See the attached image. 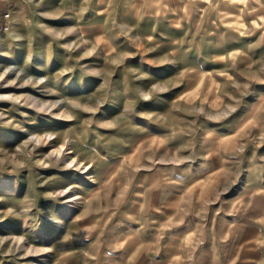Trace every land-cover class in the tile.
Here are the masks:
<instances>
[{"label":"rangeland","instance_id":"rangeland-1","mask_svg":"<svg viewBox=\"0 0 264 264\" xmlns=\"http://www.w3.org/2000/svg\"><path fill=\"white\" fill-rule=\"evenodd\" d=\"M120 1L0 33V264H264V0Z\"/></svg>","mask_w":264,"mask_h":264},{"label":"crops","instance_id":"crops-1","mask_svg":"<svg viewBox=\"0 0 264 264\" xmlns=\"http://www.w3.org/2000/svg\"><path fill=\"white\" fill-rule=\"evenodd\" d=\"M126 1L128 5L124 10L127 14H132L137 17L144 15V18L149 21L150 35L162 33V29H167L166 26L168 23L176 28L183 24L184 0ZM120 3V0H75L73 3L72 0H14L11 7V15L14 9L18 10L20 7H24V11L28 13V17H25L23 20H31L33 27L39 26L38 24L36 25V20L63 21L77 19L78 21H85L86 23L92 22L84 26V29L91 30V35L100 37L103 40L104 36H107L106 32L112 31L111 25L109 26L108 22H117L116 14ZM28 5L30 6L28 7ZM71 5L72 8L69 7ZM12 21L14 20H11V17L7 21V24L11 22L10 27ZM116 34L117 32L114 33V35ZM201 190L202 187L198 189V192ZM249 192H264V189L259 188L250 190ZM262 196L264 197V194H260L258 198L257 204L260 206L264 203V200L260 201ZM248 247L247 245V247L237 246L236 248V254H238L242 261L256 259V256H258V253L254 249H251L252 247Z\"/></svg>","mask_w":264,"mask_h":264},{"label":"built area","instance_id":"built-area-1","mask_svg":"<svg viewBox=\"0 0 264 264\" xmlns=\"http://www.w3.org/2000/svg\"><path fill=\"white\" fill-rule=\"evenodd\" d=\"M13 2L14 0H0V27L3 23H7V21L10 19ZM6 27L7 24L4 26V28L6 29Z\"/></svg>","mask_w":264,"mask_h":264},{"label":"bare ground","instance_id":"bare-ground-1","mask_svg":"<svg viewBox=\"0 0 264 264\" xmlns=\"http://www.w3.org/2000/svg\"><path fill=\"white\" fill-rule=\"evenodd\" d=\"M63 145H64V144H63ZM63 145H62V146H63ZM63 149H64V148H63V147H61V148L59 149V153H60V152H61V150H63ZM73 161H74V160H71V162H70V163H72ZM74 164H75V165H77V167H78V168H80L78 163H76V162H75Z\"/></svg>","mask_w":264,"mask_h":264},{"label":"trees","instance_id":"trees-1","mask_svg":"<svg viewBox=\"0 0 264 264\" xmlns=\"http://www.w3.org/2000/svg\"><path fill=\"white\" fill-rule=\"evenodd\" d=\"M6 24H7V23H3V24L1 25V27H0V33L3 31L4 26H6Z\"/></svg>","mask_w":264,"mask_h":264}]
</instances>
